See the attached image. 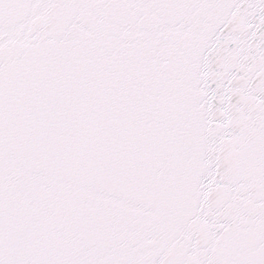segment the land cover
<instances>
[{
    "label": "snow or ice",
    "instance_id": "obj_1",
    "mask_svg": "<svg viewBox=\"0 0 264 264\" xmlns=\"http://www.w3.org/2000/svg\"><path fill=\"white\" fill-rule=\"evenodd\" d=\"M0 264H264V0H0Z\"/></svg>",
    "mask_w": 264,
    "mask_h": 264
}]
</instances>
